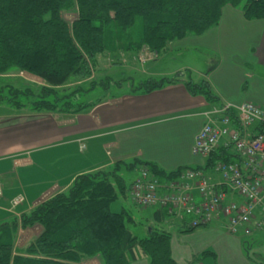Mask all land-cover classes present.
<instances>
[{"label":"trees","instance_id":"trees-1","mask_svg":"<svg viewBox=\"0 0 264 264\" xmlns=\"http://www.w3.org/2000/svg\"><path fill=\"white\" fill-rule=\"evenodd\" d=\"M227 4L241 8L248 19L264 17V0H0V75L17 70L46 83L38 92L2 85L0 104L7 102L33 111L77 112L91 107L95 101H80L78 96L98 86L108 89L113 82L110 77L85 81L99 55L135 53L144 47L159 55L171 41L217 25ZM72 11L77 16L70 22L64 14ZM71 79L79 85L60 96V87L65 88ZM175 80H179L177 75L147 78L130 86L134 91L148 92ZM116 83L122 85L121 81ZM185 85L192 94L217 101L206 80L188 78ZM21 96L32 97L27 102ZM233 156L222 148L208 156L206 166L200 168L207 170L216 159L228 161ZM142 166L163 180L175 178L188 168L168 171L155 162L135 159L77 175L67 189L38 203L20 218L0 224V264H77L96 256L100 264H133L141 255L147 257L148 264H176L169 231L153 224L140 237L131 230L134 218L126 209L117 212L110 208L135 178L127 187L122 172L138 167V173ZM154 217L164 220L170 216L166 208H155ZM37 223L42 231L23 247H16L19 229ZM184 226L186 232L202 227ZM246 243L243 247L248 253ZM209 256L216 264L212 249L204 250L198 259ZM259 264H264V259Z\"/></svg>","mask_w":264,"mask_h":264},{"label":"crops","instance_id":"crops-1","mask_svg":"<svg viewBox=\"0 0 264 264\" xmlns=\"http://www.w3.org/2000/svg\"><path fill=\"white\" fill-rule=\"evenodd\" d=\"M193 49L205 52L209 69L199 72L198 82L209 83L216 102L192 94L184 74L174 73L179 69H150L145 71L148 78L172 74L169 77L177 75L179 80L148 92L134 91L129 85L77 112L33 111L1 103L0 224L20 218L67 189L77 175L117 161H151L168 171L206 166L208 157L192 153L196 135L206 121L204 113L227 103L254 102L264 107V17L248 19L241 8L227 4L217 25L167 46L168 51L178 53ZM222 148L223 143L218 151ZM208 171L219 179L212 167ZM19 194L24 200L13 206L12 199ZM154 221L160 228L161 224L169 227L162 229L172 235L176 264H202L198 258L206 249L215 252L216 264H259L264 259V230L257 231L258 237L249 242L245 241L248 237L229 233L219 221L191 232L183 231L184 223L178 218L154 217ZM41 231L39 223L20 228L16 246L23 247ZM91 261L100 264L101 259L96 256L77 264ZM133 264H148V259L141 255Z\"/></svg>","mask_w":264,"mask_h":264},{"label":"built area","instance_id":"built-area-1","mask_svg":"<svg viewBox=\"0 0 264 264\" xmlns=\"http://www.w3.org/2000/svg\"><path fill=\"white\" fill-rule=\"evenodd\" d=\"M153 55L158 54L144 47L137 58L146 62ZM204 115L206 121L196 135L192 153L208 157L223 143L234 156L228 161L215 160L212 172L219 179L208 169L188 167L175 178L163 180L142 166L129 189L131 199L138 206L166 208L170 217L188 227L219 221L229 233L246 238L264 230V107L254 102L227 103ZM23 200L19 194L12 205Z\"/></svg>","mask_w":264,"mask_h":264},{"label":"rangeland","instance_id":"rangeland-1","mask_svg":"<svg viewBox=\"0 0 264 264\" xmlns=\"http://www.w3.org/2000/svg\"><path fill=\"white\" fill-rule=\"evenodd\" d=\"M76 16V11L64 14V17L70 22H72L76 18ZM140 51L141 50L136 51L135 53L120 51L115 55L111 52H105L102 55H99L97 65H90L91 76L88 77L85 81L88 82L91 79L100 81L102 79H107L110 77L113 79V82H111L108 89H106L104 86H98L87 93H82L78 96V100L86 102L94 101L98 98L103 97L104 95H107L108 93L116 94L117 92H121L123 88H126V86L130 85L129 83L137 84L139 81L147 79L149 76L145 71L150 69H161L164 71H168L170 69H179L174 73H182L184 74L185 78H190L195 82H198V80L200 79V71L202 72L209 69L208 64H206L205 62L206 55L204 51L193 49L178 53L177 51L170 52L166 49L165 52L159 53V55L157 56L153 55V57L146 62H142L137 58ZM158 57H160L158 60L151 61L157 59ZM170 75L172 74H160L157 76H153L152 78L159 80L162 77H169ZM85 81H81L83 82L82 84H86ZM118 81H121L122 87H120L116 83ZM79 83V81L71 79L70 82L65 86V88H63L65 89V91L60 87L59 95L62 96L64 92L66 93L71 91L72 89H74V87L79 85ZM5 84L12 86L13 88H18L19 90L31 88L33 91L38 92L41 86L45 85L46 83L36 75L27 72H18L17 70H12L0 75V86ZM6 92H8L7 89ZM31 97L32 96H21L20 99L28 102L29 100H31ZM4 103L7 104V102ZM122 174L126 179L127 187H129V183L136 176L137 172L135 169L125 170L122 172ZM110 208L111 210L117 212L126 209L134 218V223L130 225V228L135 234L140 237L147 234V227L149 225L155 224V208L136 205L131 199L130 190L128 188L126 189L125 194H119V198L111 204ZM155 226L160 228V225L158 224H155ZM161 228L169 227L161 224ZM256 232L257 231L251 234V236H246L248 238L245 241H254L255 238L258 237L255 235ZM20 240L21 238L18 242H20ZM255 256L260 257L258 254H255ZM201 262H203L202 264H215L214 258L212 256L203 258ZM95 263L96 261L89 262V264Z\"/></svg>","mask_w":264,"mask_h":264}]
</instances>
